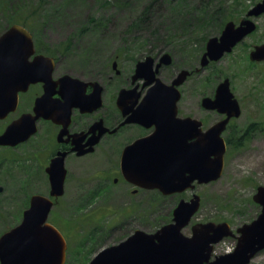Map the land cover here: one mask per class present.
I'll return each mask as SVG.
<instances>
[{"label":"rangeland","instance_id":"374dc122","mask_svg":"<svg viewBox=\"0 0 264 264\" xmlns=\"http://www.w3.org/2000/svg\"><path fill=\"white\" fill-rule=\"evenodd\" d=\"M107 1L106 4V0H0V33L12 25L15 18L33 19V23L42 24L34 30L40 32L35 36L36 42L48 46L52 44L53 49L59 45L67 61L64 67L68 68L70 64L75 70H80L87 59L107 63L112 61L111 57L118 55L120 59L126 54L123 58L127 61L121 58L124 61L121 63L128 69L132 65L129 60L135 53L129 52L126 46L132 43L143 46L144 40L147 41L145 33L161 19L158 15L154 16V12H147V16L140 21L142 24L134 25L151 0ZM257 1L240 0V4L236 5L237 1L233 3L229 0L228 3L233 5L227 11V20L237 24ZM163 11L167 13L165 9ZM90 17L96 21L88 24ZM148 20L150 25H144V21ZM165 24L163 17L162 30L173 29ZM255 24L257 30L241 45L205 68L203 74L206 79L200 84V89V80L196 76L187 80L182 90L183 97L189 99L192 106L197 99L196 90L211 95L219 80L229 79L230 90L241 110L231 126L237 130L234 138L241 144L230 142L227 145L221 177L196 186L193 192L174 196L142 195L137 202L141 207L128 210L121 206L127 200L124 195L95 193L93 186L87 183V172L95 169L94 164L93 168L75 167L67 175L65 194L53 206L48 217L49 222L60 227L67 236L69 228L74 227L77 236L82 237L68 236L71 250L80 247L85 235H110L111 243H116L135 230L155 232L162 224L170 222L172 209L178 201L189 199L192 193L200 196V206L190 224L182 230L186 236L191 234L190 227L198 223L226 222L235 232L236 228L256 219L260 207L252 196L258 186H264V61L252 65L246 57L252 46L264 43V15L256 18ZM86 26L87 29L81 32ZM132 29H140L141 34H127L136 33ZM198 29L201 31V28ZM216 29L214 23H210L202 34L199 32L196 37L184 39L183 42L189 45L177 53H189L186 56H189L193 66L198 67V60L193 62V59L201 44L205 43L204 37L216 33ZM10 116L0 120V129L5 127ZM215 118L213 113L207 112V125ZM31 142L6 151L0 148V235L19 223L32 194L47 196L48 193V180L43 170L46 164L30 157ZM107 242L105 244H110V241ZM235 245V237L224 238L214 246L212 258L233 250ZM248 264H264V249Z\"/></svg>","mask_w":264,"mask_h":264},{"label":"water","instance_id":"95a60500","mask_svg":"<svg viewBox=\"0 0 264 264\" xmlns=\"http://www.w3.org/2000/svg\"><path fill=\"white\" fill-rule=\"evenodd\" d=\"M263 13L264 0H261L247 11L246 17L237 25L227 22L218 37L210 38L206 42L200 67L218 61L225 53H229L236 44L254 31L255 24L250 17H258ZM32 50L30 33L19 25L10 26L0 36V119L15 109L19 91H25L30 83L41 81L38 67L43 57H35L29 62L28 57ZM249 59L263 61L264 44L254 46L249 53ZM151 61L147 58L144 62H139L134 78L149 77L145 85L152 82L154 85L149 89L147 97L150 95L153 99H169L166 105L175 113V104L179 98L177 86L184 82L189 73L181 71L171 84H165L155 77L157 70H149ZM169 61V55L164 54L157 67L169 64ZM63 81L82 85L79 80L69 76H64ZM43 100L44 97H40L35 101V116L24 114L6 127L0 135V146H15L34 133V120L41 113ZM201 104L207 110L226 114L224 120L208 129L206 143L185 144L186 137L171 135L169 142L158 146V157L154 151L157 146L139 145L137 176L130 174L134 183L148 189L156 188L162 194L168 195L193 188V181L202 184L220 177L225 151L220 134L228 120L240 114L238 103L229 89V80L220 82L214 97L203 98ZM170 130L176 134L179 131L176 126H171ZM135 148L137 146L133 145L129 150L133 151ZM127 162L131 167L132 159ZM46 172L50 184L49 196H61L65 176L62 158L51 160ZM253 200L261 207L257 218L237 228L236 232L240 235L233 252L217 256L212 261L210 257L213 245L224 237L233 236V233L225 222H209L193 225L191 235H183L181 230L188 225L199 207V196L193 195L189 201H179L172 211L170 224L151 234L136 230L124 242L102 250L90 264H248L257 252L264 249V187H257ZM52 205L53 202L47 197L31 196L20 224L0 236V264L64 262L65 244L61 234L46 223Z\"/></svg>","mask_w":264,"mask_h":264},{"label":"flooded vegetation","instance_id":"af4514ba","mask_svg":"<svg viewBox=\"0 0 264 264\" xmlns=\"http://www.w3.org/2000/svg\"><path fill=\"white\" fill-rule=\"evenodd\" d=\"M45 45L34 42L33 51L28 58V61H32L37 56L43 57L38 67L41 81L30 83L25 91L18 93L16 109L7 115H11L7 124L22 114L33 115L35 101L44 97L41 113L36 120V133L20 146L32 141L30 157L35 158L39 163L48 165L56 156L62 158L66 171L65 182L69 171L72 172L75 167L93 168L92 164H94L95 169L87 172V183L93 186L95 193L110 192L124 195L127 200L121 206L125 209L141 207L137 202L142 195L159 194L158 191L145 189L131 180L130 174L137 176L139 145L157 146L154 150L156 157H158V146L166 141L169 142L171 135L186 137L185 144L201 145L206 143L208 127L225 118V115L216 110L208 111L202 106L201 100L206 95L199 89L200 84L206 79L203 74L205 68L193 66L189 56H186L189 53H177L179 48L176 51L154 48L148 52H138L129 60L132 65L128 69H125L121 63L124 62L123 60L127 61L123 58L126 55L124 54L120 59L118 55L111 57L112 61L108 60L107 63L102 60L87 59L82 69L75 70L70 64L68 68L64 67L67 61L59 45L54 49L52 44ZM203 52L204 49H200L193 62L198 60L200 63ZM165 53L169 54V64H161L157 67ZM147 58L152 60L149 70H157L155 77L164 83L170 84L182 70L190 72L178 87L180 96L175 104V113L166 105L169 99L158 97L153 99L150 95L147 97L154 83L145 85L149 77L134 78L137 64ZM66 75L80 80L83 86L64 82L63 77ZM140 75L144 76L142 73ZM196 76L200 80L199 89L195 91L197 99L191 106L192 102L183 97L182 90L186 81L195 79ZM219 81L212 88L210 97L214 96ZM207 112L216 116L209 126L206 120ZM192 120L195 122H191ZM234 120L236 119L229 120L221 134L225 142H237L234 138L237 130L231 126ZM171 126H176L179 130L177 134L171 132ZM4 128L0 129V134ZM133 145L137 148L130 151ZM17 146L1 148L9 150ZM130 159H132V169L127 162ZM47 190L49 192V185ZM60 198L55 199L54 203L56 204ZM68 234L72 238H82L77 236L74 227L69 228ZM66 236L65 234L66 256L63 264L70 262L89 264L102 249L116 245L127 238L111 243L110 235L102 237L85 235V239L80 241L82 242L80 247L73 251ZM107 241H110V244H105L108 243ZM83 247L85 250H80Z\"/></svg>","mask_w":264,"mask_h":264},{"label":"trees","instance_id":"16d2710c","mask_svg":"<svg viewBox=\"0 0 264 264\" xmlns=\"http://www.w3.org/2000/svg\"><path fill=\"white\" fill-rule=\"evenodd\" d=\"M228 1L229 0H151L143 12L138 16L139 19L137 18L138 20L134 23V25H137L138 23L142 24L140 21L147 16V12H154V16L158 15L161 20L156 25H154L152 29H149L145 33L147 41L144 40V43L146 45L143 44L142 46V44L132 43L127 45L126 49L129 52H134L135 54H138V52H148L150 49L154 48H158V50L170 49V51H176L178 48L184 49V45L187 46L189 44L183 42V40L190 37H196L199 32L202 34V32H205L204 28H208L210 23H214V26H216L217 29L216 33L212 35L207 34V36H216L219 34L226 21H228L226 16L230 6H232L235 1H237L236 5L240 4V0H233L231 5L228 3ZM107 3L108 1L106 0V4ZM164 9L167 11V13L163 11ZM163 17L166 19L165 25L171 26L173 29L170 28L167 30H162V26L164 25H161ZM33 21V19H20L18 17L14 19L13 24H20L28 28L31 30L32 34L36 36L40 34V32H35L34 30L38 27H41L42 24L37 23L36 21V23H33ZM95 21V18L90 17L88 24L94 23ZM150 22V20L144 21V25H150ZM198 28H201V31ZM86 29L87 26L82 28L81 32L85 31ZM132 31H136V33L129 32L127 34H141L139 33L140 29H132ZM208 37H204V42ZM203 45L204 44H201L200 49L203 48ZM136 47L141 48L136 49ZM211 81L212 80H210L208 84L211 83ZM247 137L248 136H246V139ZM239 144H241V142L238 141L236 145Z\"/></svg>","mask_w":264,"mask_h":264}]
</instances>
